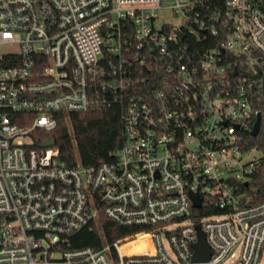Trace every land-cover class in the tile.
Returning <instances> with one entry per match:
<instances>
[{
	"label": "built area",
	"instance_id": "1",
	"mask_svg": "<svg viewBox=\"0 0 264 264\" xmlns=\"http://www.w3.org/2000/svg\"><path fill=\"white\" fill-rule=\"evenodd\" d=\"M257 67L264 0H0V264H264ZM113 99L114 159L43 145L59 112ZM102 216L136 229L72 246Z\"/></svg>",
	"mask_w": 264,
	"mask_h": 264
},
{
	"label": "trees",
	"instance_id": "2",
	"mask_svg": "<svg viewBox=\"0 0 264 264\" xmlns=\"http://www.w3.org/2000/svg\"><path fill=\"white\" fill-rule=\"evenodd\" d=\"M258 102L264 108L263 88L259 89ZM126 103V101H125ZM112 100L86 111L59 112L57 127L43 132L44 139H53L59 148V158L68 165H96L114 159L124 140V122L122 114L124 104ZM246 148L261 152L254 175L258 188L256 200H264V134L261 130L256 136L248 134ZM135 227H120L102 216L93 228H85L72 237V246H98L103 234L109 241L134 231ZM138 242H133L132 245ZM126 245L125 247H129ZM135 247V246H134Z\"/></svg>",
	"mask_w": 264,
	"mask_h": 264
},
{
	"label": "water",
	"instance_id": "3",
	"mask_svg": "<svg viewBox=\"0 0 264 264\" xmlns=\"http://www.w3.org/2000/svg\"><path fill=\"white\" fill-rule=\"evenodd\" d=\"M258 73L253 74L252 76L254 77H260L262 76V88H263V95H264V70L262 71L261 67H257ZM263 131L264 134V111L262 114H259L255 124L253 126V129L251 131V135L256 136L260 131ZM54 143L53 139H49L46 142L43 143L44 146H49L52 145ZM194 196V201H195V205L199 206L200 205V201L199 199ZM196 247V253H195V259L196 260H208L210 255H211V251L206 243L205 240V235L204 233L199 230V241L196 243L195 245Z\"/></svg>",
	"mask_w": 264,
	"mask_h": 264
},
{
	"label": "rangeland",
	"instance_id": "4",
	"mask_svg": "<svg viewBox=\"0 0 264 264\" xmlns=\"http://www.w3.org/2000/svg\"><path fill=\"white\" fill-rule=\"evenodd\" d=\"M161 19L162 20H168V21H175L177 22V19L173 16L172 12L170 10H165L161 13ZM253 153L256 156H261V152L258 149H253Z\"/></svg>",
	"mask_w": 264,
	"mask_h": 264
}]
</instances>
